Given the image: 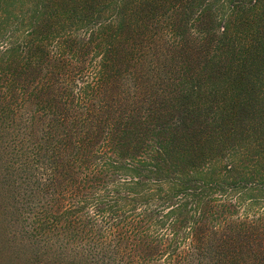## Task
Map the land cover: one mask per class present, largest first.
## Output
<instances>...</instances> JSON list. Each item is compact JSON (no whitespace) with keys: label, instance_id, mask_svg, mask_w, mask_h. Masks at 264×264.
<instances>
[{"label":"trees","instance_id":"1","mask_svg":"<svg viewBox=\"0 0 264 264\" xmlns=\"http://www.w3.org/2000/svg\"><path fill=\"white\" fill-rule=\"evenodd\" d=\"M0 223L25 264H264V0H0Z\"/></svg>","mask_w":264,"mask_h":264},{"label":"rangeland","instance_id":"2","mask_svg":"<svg viewBox=\"0 0 264 264\" xmlns=\"http://www.w3.org/2000/svg\"><path fill=\"white\" fill-rule=\"evenodd\" d=\"M4 208H5V205L3 206V209ZM3 209H2V211L4 212ZM2 218L3 219L4 218H7L8 219V217L6 216V214H4L2 216ZM1 230L3 231V234H2V237H3V235L7 233V230H3V228ZM2 237H0V238L3 240ZM15 254H13L10 250L7 251L5 249H0V264H25L22 255H20L21 258H18Z\"/></svg>","mask_w":264,"mask_h":264}]
</instances>
